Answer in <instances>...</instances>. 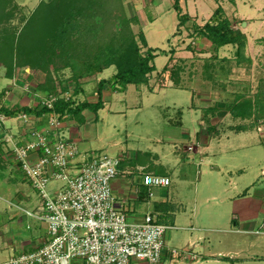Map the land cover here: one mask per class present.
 <instances>
[{
	"label": "rangeland",
	"instance_id": "obj_1",
	"mask_svg": "<svg viewBox=\"0 0 264 264\" xmlns=\"http://www.w3.org/2000/svg\"><path fill=\"white\" fill-rule=\"evenodd\" d=\"M174 1L172 0L170 4L168 0H153L147 8L141 7L142 12L145 10L143 16L140 12L136 16L144 17L145 21L148 20L143 32L148 44L151 47L166 50L157 55L156 65L163 64L169 53L172 55L170 61L165 64L167 71L163 73L167 75V78L160 77L161 80L158 82L160 87L168 84L166 80L172 72L183 71L185 74H191L193 71L201 73L215 70L214 55L221 58L233 57L235 49L233 46L224 47L220 52H215L211 43L208 45L207 41L200 43V38L190 36L189 30L193 28V25L200 28L209 21L215 10L213 7L216 3L217 6L219 4L218 0H182V3L179 0L180 14L186 16V21L181 25L178 24V13L173 7ZM226 1L230 3L229 0ZM245 1L246 3H240L239 7L240 15L244 14L245 18H233L231 27L241 31L245 29L248 42H246L244 54L251 60V64L243 62L235 65L234 71L241 75L236 80L242 82L239 87L241 86L244 92L243 98H250L251 104H255L256 102L252 103V100H255L257 94L259 102L261 101L259 108L264 110V17L260 19L261 22L258 21L259 25L242 24L243 21H252L251 18L257 20L264 16V0H257L256 3L255 0ZM99 2L102 5H99ZM229 3H225L227 13L231 11ZM109 4L110 0H0V109L5 106L10 110L24 106L39 109L52 97L55 100L62 97L74 106L83 100L82 94L79 93H82L84 84L88 88L86 96L91 99L93 83L97 78L96 73L99 72L95 68L107 66L104 58H97V54L103 52L108 44L115 42L114 38H118L120 31L124 28L121 19L117 21L118 19L112 15V7L106 8L110 6ZM254 8L259 10L258 14ZM211 9L213 11L210 13ZM150 15L154 16L153 21L150 20ZM183 25L189 27L183 29ZM138 26L139 22L129 24L126 28H130L131 32L135 33L139 30L143 31L142 26ZM65 27L68 28L66 33L68 38L65 43L59 44V41L55 42L48 36V33L53 35L58 29L62 30ZM11 39L14 41L13 44L10 43ZM16 43L19 49L15 55L13 48ZM176 48H179L180 53L174 57L173 52ZM212 57L209 63L208 59ZM218 66V69L222 67L224 70L231 68V64L226 61ZM114 71V66H111L101 77H109ZM121 93L119 96H123ZM189 93L188 88L181 90H174L171 87L162 88L157 94L143 95L142 106L138 109L125 108L126 103L122 101L119 102L118 107H123L126 112L105 114L100 110L97 122L89 119L85 123L91 126V137L98 133L103 136L104 142L118 140L126 148L125 152L135 156L138 154L139 161L157 155L165 168L170 170L176 167L177 170L178 168L182 170L184 164L186 165L185 161L188 160V152L179 148L178 140L182 127L172 123V120L180 119L175 108H181L188 102ZM94 99L97 100L96 95ZM257 110L255 113L257 120L264 119V111ZM18 113L21 112L18 111ZM94 115L90 112L87 117ZM182 118L188 119L187 110L183 112ZM75 119V116L67 115L63 122ZM186 122L184 121V124L187 126ZM28 123L30 125H27ZM33 123L36 127L44 128L46 126L45 112L36 115L35 122H24L16 118L4 124L1 123L0 138H3L6 131L16 135L33 126ZM98 145L97 140L92 144L93 147ZM78 147L81 150L80 143ZM8 148L9 145L0 143V262L16 254L21 243L30 237L34 235L45 237L42 224L26 216L24 212V210L36 211L40 201L38 192L31 186L16 163L8 157ZM117 156L122 158L121 155ZM135 176L134 174L128 178H138ZM60 184H62L60 181H51L47 188L52 191ZM177 184L178 181L174 180L166 189L172 190ZM140 188L146 198L136 202L134 210H129L127 205H124L128 220H140L146 212H149L154 215L156 221L169 224L167 218L158 217L157 211L153 210L154 201L159 195H164L166 189L153 188V196L149 197L146 188L143 186ZM177 232L174 228L166 230L164 237L167 240V246L171 244L172 238H178ZM181 251L184 250L181 249ZM190 258L194 257L192 255L187 257V259ZM141 263L147 264L135 260L130 264Z\"/></svg>",
	"mask_w": 264,
	"mask_h": 264
},
{
	"label": "crops",
	"instance_id": "obj_2",
	"mask_svg": "<svg viewBox=\"0 0 264 264\" xmlns=\"http://www.w3.org/2000/svg\"><path fill=\"white\" fill-rule=\"evenodd\" d=\"M168 1L172 4V0ZM229 1L230 3L226 0L217 1L220 6L224 4L221 7L226 17L230 20L245 18L244 14L240 15L239 7L240 3L245 4L246 1ZM152 2L153 0H122L124 10L130 17L138 16L139 12L143 16L145 10L142 12L141 7L147 8ZM182 2L180 0V3ZM224 2L229 3L231 16L225 11ZM212 11L213 9L210 13ZM258 11L255 9L256 13ZM195 13L197 14V11ZM263 17L257 20L251 18L252 21H243L242 24H258ZM143 18L138 17L137 22H139L138 27L142 26L144 32V26L148 20L145 21ZM150 20H154L153 15H150ZM188 27L183 25V29ZM242 32L246 33L245 29H242ZM200 41V43L207 41V45L209 43L204 38ZM147 45L151 47L148 42ZM224 47L232 46H223L218 51L220 52ZM178 49H174V57L180 53ZM171 56L169 53L167 60L161 65H156L154 59L156 69L148 75L147 83L128 84L126 89L120 92L123 96L112 92L104 84L100 92L103 106L96 113L93 112L95 115L87 117L92 111L85 109L81 112V120L76 117L75 120L64 121L60 132L65 138L75 140L78 145L80 143L81 150L79 149L76 161H84L93 153L112 152L110 155L122 156L119 178L112 182V190L129 209L134 210L135 203L146 198L140 188L141 178L137 168H143L144 172L166 175L170 177L172 183L174 180L178 181L172 190L166 189L171 182L167 187L156 188L166 189V193L157 197L153 210L157 211L158 217L167 218L172 228L178 231V238H172L168 246L182 249L194 256L193 259H184L179 264H264V232H256L264 214V119L256 120L254 116L232 113L233 104L242 100L239 95L244 94L242 87H239L242 82L236 80L241 75L235 71L218 69V64L223 63L224 57L221 58V56L214 55L215 70L201 73L193 71L191 74L179 71L176 77L169 74L166 80L168 84L160 87L158 84L160 77L167 78V75L163 74L167 70L161 71V68L170 61ZM211 59L213 57L208 59L209 63ZM109 67L96 73L97 78L93 83L91 99L86 96L88 89L86 84L82 86L83 91L79 94H82L83 100L92 103L97 101L94 96L96 95L98 99L99 80L110 78L116 71L109 77H101ZM169 87L174 90L184 88L190 90L188 102L181 108L174 106L180 119L172 120V123L182 127L178 140L179 148L188 152V160L185 161L186 165L184 164L182 170L179 168L177 170L176 167L170 170L165 168L157 155L139 161L138 154L135 156L125 152L126 148L118 140L104 142L103 136L98 133L91 137V126L85 122L89 119L97 122L98 111H104L105 114L124 113L125 109L118 107L119 102L122 101L126 103L125 108L138 109L142 106L143 95L157 94L162 88ZM185 110H187V120L182 118ZM184 121H187V126ZM95 140L99 142V145L93 147ZM134 170L135 172H132ZM134 174L138 178H128ZM152 196L153 193L150 197ZM44 238L35 235L30 237L21 243L16 254L23 250L34 249ZM164 264L171 263L166 261Z\"/></svg>",
	"mask_w": 264,
	"mask_h": 264
},
{
	"label": "built area",
	"instance_id": "obj_3",
	"mask_svg": "<svg viewBox=\"0 0 264 264\" xmlns=\"http://www.w3.org/2000/svg\"><path fill=\"white\" fill-rule=\"evenodd\" d=\"M54 101L52 97L44 106L52 108ZM45 115L44 128L33 123L35 127L16 135L6 131L0 138V143L9 145L8 157L39 195L36 211L24 210L25 215L38 220L45 231L37 247L14 254L0 264H130L133 260L179 264L190 256L167 246L164 235L171 224L156 221L149 212L140 220H128L124 202L112 190V182L120 174V156L93 153L89 159L76 161L77 142L60 132L67 115ZM16 118L35 122V117L27 113L15 117L0 113V124ZM137 170L149 197L153 188L170 185L166 175L144 172L141 167ZM51 181L62 184L49 191ZM256 232H264V214Z\"/></svg>",
	"mask_w": 264,
	"mask_h": 264
},
{
	"label": "trees",
	"instance_id": "obj_4",
	"mask_svg": "<svg viewBox=\"0 0 264 264\" xmlns=\"http://www.w3.org/2000/svg\"><path fill=\"white\" fill-rule=\"evenodd\" d=\"M178 1L179 0L174 1L173 7L178 13V24L181 25L186 21V16L180 14ZM98 4L102 5L101 2H99ZM109 5L110 6L106 8L112 7V15L116 19H118L117 21L121 19V23L124 28L120 31L118 38H114L115 42L108 44V46L103 49V52H99L97 54V58H104L107 66L103 68H95L96 70L101 72L104 68L113 65L116 71L110 78L99 80L97 89L98 99L96 102L92 103L88 102L87 100H82L73 106L68 100H65L62 97H58L53 102L52 108L41 106L38 109L35 107L24 106L16 110H10L5 106L4 108L0 109V113H4L6 116H13L18 114V111H20L22 113H27L36 117V115H41L44 112H56L60 113L61 115L66 114L75 116L80 119L82 118L80 117V115L83 110L88 109L96 113L97 110L103 106V102L100 98V92L104 84H106L113 92H120L124 91L128 84L138 85L147 83L148 75L156 69L154 59L159 53L164 52V50L148 47L146 38L142 30H139L135 33L131 32L130 28H126L129 27V24L137 23V17H130L126 14L122 0H110ZM106 8L104 9L106 12H108ZM195 26L196 25H193V28L189 30L191 38L207 39L209 43L214 46L212 49L215 52L218 51L219 48L226 45L235 47L233 51V57L222 58V61H226L228 62V64H231V68L224 70V68L221 67L220 70L231 72L236 68L235 65H240L243 62L251 64V60L244 54V48L247 42L245 33L240 29H234L231 27V20L224 15V11L220 5L215 8L214 13L212 14L209 21H207L202 27L197 28ZM67 30V27L63 28L62 30L58 29L53 35L48 33V36H50V38H52L55 42L59 41V44H63L67 41L68 38V35H66ZM13 42L14 41L11 39L10 43L13 44ZM9 49L11 50V48ZM13 49L16 55L17 50L19 49V45H17L16 43ZM165 67L166 66H163L162 70H164ZM178 73L172 72L171 76L176 77ZM239 96L242 97V100H239L238 102H235L233 104L231 108L232 113L234 115L241 114L247 116L249 115L250 117L254 116L257 120V117L255 115L256 110H263L259 108V104H261V101L259 102V96L256 94L255 100H252V103L253 101L256 102L255 104H251L250 98H243L244 94H240Z\"/></svg>",
	"mask_w": 264,
	"mask_h": 264
}]
</instances>
